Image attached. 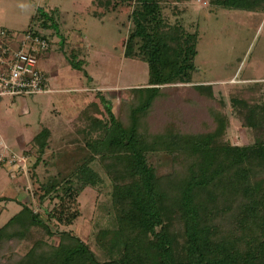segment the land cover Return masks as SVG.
<instances>
[{"label": "trees", "instance_id": "trees-1", "mask_svg": "<svg viewBox=\"0 0 264 264\" xmlns=\"http://www.w3.org/2000/svg\"><path fill=\"white\" fill-rule=\"evenodd\" d=\"M94 1L104 10L111 0ZM122 1L132 7L133 26L124 58L144 59L147 87L138 89L141 96L129 109L126 123L115 118L100 97L109 119L93 123L103 125V137L84 138L82 156L54 170L43 183L36 170L49 153L50 130L43 128L34 136L30 143L35 161L28 170L32 204L41 208L49 201L53 206L42 215L19 204V212L0 228V264H264V105L229 100L238 120L242 118L241 127L254 134L251 145L223 141L222 120L204 134L177 133L167 126L164 133L145 136L140 123L162 87L191 83L197 35L168 25L162 16L167 4L191 0ZM209 4L233 11L264 10V0ZM50 18L38 10L31 30L56 34L57 25ZM45 37L50 43V36ZM195 88L211 95L208 87ZM87 113L81 112L79 121L88 119ZM160 152L178 163L170 175L158 176L149 163ZM106 186L109 206L100 208L89 243L57 229L73 226L82 216L78 198L85 189ZM105 218L111 227H101ZM55 234L59 243L54 247L41 237Z\"/></svg>", "mask_w": 264, "mask_h": 264}, {"label": "rangeland", "instance_id": "rangeland-1", "mask_svg": "<svg viewBox=\"0 0 264 264\" xmlns=\"http://www.w3.org/2000/svg\"><path fill=\"white\" fill-rule=\"evenodd\" d=\"M210 1L162 7L168 25H180L186 33L197 35L196 70L189 85L162 87L148 117L140 123L145 136L164 133L167 126L177 133L204 134L222 120L223 141L237 146L254 142V134L241 127L242 118L238 120L229 100L264 105V10H225ZM100 6L94 0H0V30L22 35L31 30L38 10L58 28L56 34L45 31L50 48L39 60L49 91L0 98V198L7 199L0 202V228L19 212L20 205L32 206L42 215L53 206L48 201L38 208L31 200L28 170L35 161V149L30 142L39 131L50 130L49 153L36 170L43 183L59 167L81 157L85 141L103 137L102 124L109 118L100 97L109 103L113 116L126 123L129 109L141 96L138 89L147 87L144 59H125L123 53L133 29L129 20L132 7L122 0L109 1L104 10ZM196 86L210 88L211 95ZM86 110L88 119L79 121ZM149 163L158 176L170 175L178 166L161 152L153 154ZM108 189H85L78 198L82 216L73 226L57 229L88 242L100 208L109 206ZM100 225L111 227L107 218ZM50 227L53 229L52 224ZM41 237L52 247L59 243L57 234Z\"/></svg>", "mask_w": 264, "mask_h": 264}, {"label": "built area", "instance_id": "built-area-1", "mask_svg": "<svg viewBox=\"0 0 264 264\" xmlns=\"http://www.w3.org/2000/svg\"><path fill=\"white\" fill-rule=\"evenodd\" d=\"M50 47L43 34L0 30V98L36 96L49 91L39 60Z\"/></svg>", "mask_w": 264, "mask_h": 264}]
</instances>
